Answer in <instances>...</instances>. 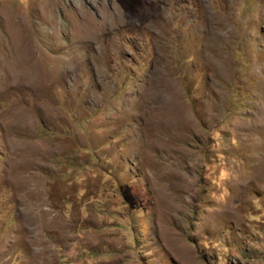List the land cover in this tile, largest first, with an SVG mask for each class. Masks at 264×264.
<instances>
[{
  "label": "rangeland",
  "instance_id": "obj_1",
  "mask_svg": "<svg viewBox=\"0 0 264 264\" xmlns=\"http://www.w3.org/2000/svg\"><path fill=\"white\" fill-rule=\"evenodd\" d=\"M0 264H264V0H0Z\"/></svg>",
  "mask_w": 264,
  "mask_h": 264
}]
</instances>
